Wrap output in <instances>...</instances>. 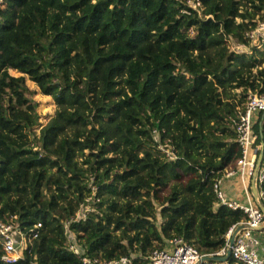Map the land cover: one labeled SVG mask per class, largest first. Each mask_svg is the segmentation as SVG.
Listing matches in <instances>:
<instances>
[{
	"label": "trees",
	"instance_id": "trees-1",
	"mask_svg": "<svg viewBox=\"0 0 264 264\" xmlns=\"http://www.w3.org/2000/svg\"><path fill=\"white\" fill-rule=\"evenodd\" d=\"M200 2L0 0V218L37 234L15 263L0 237V264H84L73 241L131 264L174 237L225 246L246 214L216 184L242 155L239 108L264 94V43L249 37L264 0ZM28 78L56 103L45 125Z\"/></svg>",
	"mask_w": 264,
	"mask_h": 264
},
{
	"label": "built area",
	"instance_id": "built-area-1",
	"mask_svg": "<svg viewBox=\"0 0 264 264\" xmlns=\"http://www.w3.org/2000/svg\"><path fill=\"white\" fill-rule=\"evenodd\" d=\"M190 6L197 11L200 10V0H189ZM249 37L253 44L264 42V19L249 32ZM234 40L231 39V43ZM242 47V46H241ZM236 50H242L240 46ZM262 114L264 119V94H249L243 109H240V115L236 123V130L239 134V142L242 148V155L237 161V168L227 171V175L239 173L241 179V188L244 192L245 201L238 199H227L220 188V183L216 184V191L221 202L234 210H242L246 218L234 224L226 234V244L223 248L213 254H201L193 245L187 243L181 237H174L168 240L166 249H156L151 258L150 264H264V211L259 204L258 198L264 196V191L260 187L264 181V166L260 165L264 154L259 150L262 145L257 144L259 134L255 131V123ZM263 154V156H262ZM257 196L252 193L251 188H256ZM90 208L87 206L80 213L73 217L74 221L84 218ZM14 220L4 221L0 218V237L4 255L2 260L5 263H15L24 258V251L31 243L32 237L27 236L20 228L19 223ZM239 226L243 230L236 237L235 243L230 246V240ZM37 227H41L39 223ZM70 249L81 255L84 264H131V259L123 256L112 260H101L90 258L83 253L76 241L71 242ZM228 250L231 255L226 261H216L214 257H225ZM210 257L211 259H205ZM29 264H38L37 261Z\"/></svg>",
	"mask_w": 264,
	"mask_h": 264
},
{
	"label": "rangeland",
	"instance_id": "rangeland-1",
	"mask_svg": "<svg viewBox=\"0 0 264 264\" xmlns=\"http://www.w3.org/2000/svg\"><path fill=\"white\" fill-rule=\"evenodd\" d=\"M193 31V29H191V32ZM231 43V42H230ZM238 45L236 42H232L231 43V48L233 51H235L238 48ZM240 48L245 49L244 51H249L248 49L241 47ZM11 73L15 76H19L21 75L19 72L15 71V70H11ZM27 85L33 90L35 91L34 93V100L36 102H38V114L40 115V122L42 125H45L49 119L55 114L57 106L56 103L53 99L52 96L49 95H44L40 88L34 83L32 82L29 78L27 79ZM237 94H238V98L239 96V92L241 91V89H237L234 90ZM248 99V97L246 98V100ZM246 102V101H245ZM239 109H242V107H240ZM39 130V127H38ZM164 150V149H163ZM165 151V150H164ZM231 170V169H230ZM192 176H194V174H187L183 176V182H187L189 180V178H191ZM165 191H169V188H165ZM218 196V194H217ZM219 197V196H218ZM245 201V198L242 200Z\"/></svg>",
	"mask_w": 264,
	"mask_h": 264
},
{
	"label": "crops",
	"instance_id": "crops-1",
	"mask_svg": "<svg viewBox=\"0 0 264 264\" xmlns=\"http://www.w3.org/2000/svg\"><path fill=\"white\" fill-rule=\"evenodd\" d=\"M241 179L239 173L233 175H227L221 180L220 188L224 192L227 199H244V192L241 188ZM254 193V188H251Z\"/></svg>",
	"mask_w": 264,
	"mask_h": 264
},
{
	"label": "water",
	"instance_id": "water-1",
	"mask_svg": "<svg viewBox=\"0 0 264 264\" xmlns=\"http://www.w3.org/2000/svg\"><path fill=\"white\" fill-rule=\"evenodd\" d=\"M263 156V154H262ZM254 193H255V196H257V190L256 188H254ZM263 211H264V207H263ZM262 228H264V224L262 225ZM243 230V226H239L238 229L234 232L233 236L231 237V240H230V246H232L234 243H235V240H236V237L238 236V234ZM231 255V251L228 250L227 252V255L225 257H214L212 258L213 260H216V261H226L229 259ZM205 259H211L210 257H206Z\"/></svg>",
	"mask_w": 264,
	"mask_h": 264
},
{
	"label": "clouds",
	"instance_id": "clouds-1",
	"mask_svg": "<svg viewBox=\"0 0 264 264\" xmlns=\"http://www.w3.org/2000/svg\"><path fill=\"white\" fill-rule=\"evenodd\" d=\"M263 43H264V42H263ZM263 43H261L260 45L258 44V45H257V47H258V48H262V49H263V45H262ZM246 49H248V50H249V47H246ZM256 190L258 191V190H259V187H258V189H256Z\"/></svg>",
	"mask_w": 264,
	"mask_h": 264
}]
</instances>
